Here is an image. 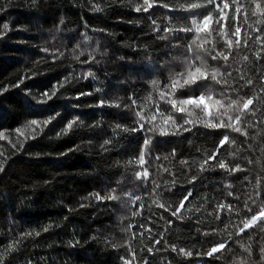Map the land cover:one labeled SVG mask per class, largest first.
I'll use <instances>...</instances> for the list:
<instances>
[{"label": "trees", "instance_id": "trees-1", "mask_svg": "<svg viewBox=\"0 0 264 264\" xmlns=\"http://www.w3.org/2000/svg\"><path fill=\"white\" fill-rule=\"evenodd\" d=\"M182 2L150 0L153 7L138 12L144 0H0V264H124L125 259L129 264H239L248 256L241 244L251 245L253 264H264V230L254 227L236 236L240 221L250 215L245 205L259 211L264 204V60L254 55L260 45L250 40L251 49L242 47L235 62L230 58L234 68L253 80L240 95L259 96L250 107L260 111L245 116L254 125L248 136L199 125L176 136L123 131L139 127L136 112L141 109L150 116L159 103L166 114L172 112L152 81L161 86L169 82L195 34L177 32L161 39L166 34L155 29L191 26ZM209 7L218 16L215 5ZM225 11L231 15L234 7ZM237 17L242 38L248 31L264 39L259 32L264 24L256 23L264 15L242 8ZM216 39L217 48L223 47ZM244 55L252 61L247 67L240 62ZM88 72L93 75L85 78ZM205 90L193 86L177 95ZM102 100L105 105L98 106ZM225 134L236 142L220 146ZM147 136L152 137L145 165L149 178L137 180L135 172L143 169L129 162L138 160ZM212 152L243 171L230 174L218 165L201 171ZM189 191L192 196L181 210L184 219L158 207L157 202L170 203L174 210ZM112 195L120 199H108ZM137 196L140 200L133 204ZM221 202L235 205L239 215L223 211L217 221L215 209ZM134 211L140 214L134 216ZM160 233L167 245H155ZM229 233L230 248L208 257L207 251L228 240ZM148 247H154L153 253ZM181 247L192 256L180 254Z\"/></svg>", "mask_w": 264, "mask_h": 264}, {"label": "snow or ice", "instance_id": "snow-or-ice-1", "mask_svg": "<svg viewBox=\"0 0 264 264\" xmlns=\"http://www.w3.org/2000/svg\"><path fill=\"white\" fill-rule=\"evenodd\" d=\"M220 3L223 4L222 7L220 6ZM220 3H218L217 0H200V2L183 0L181 9L187 12L188 17L191 18V26L180 24L179 26L164 27L161 29L157 25L155 30L157 32L162 30L166 34L161 36V39H169L170 35L177 32L195 34L191 43L188 45L187 54H183L182 58L179 59V67L171 70L169 82L161 86L160 81H152L153 88H159L160 100L165 104H170L172 112L166 114L165 111L161 109L159 103L155 105L156 111L150 116H145L143 114V109H141L136 112V116L138 117L137 124L139 127H124L123 131L137 132L144 130L151 133L158 131L161 136H176L181 133V130L188 132L191 131L193 127L199 125L208 129H229L231 132L239 133L242 136H248L247 129L254 127V125L250 121H246L245 116L248 113L255 116L256 112L260 111L259 108L253 109L250 107L254 104V99L259 100V96L245 98V96L240 95V92L243 91L244 88L253 85V80L251 78H245L247 73L242 68H234L233 63H230V58L235 62L236 58L240 56V49L242 47L251 49L252 45L249 43L251 40L255 44L260 45V47L254 52L255 59L257 61L264 60V39H262L261 35L252 37L248 31L244 32L242 38V25L237 17V14L241 12L242 8H244V10L250 15H257V13L264 15V0H258V2L257 0H220ZM252 3H255L254 8L248 6ZM211 5H215V10L218 12V16H214L213 11L209 7ZM230 6L234 7V13L231 15L225 11L226 9H229ZM152 7L153 4L150 3V0H144V6L138 7L136 10L138 12H148ZM199 9H203L207 14L198 12L197 10ZM200 16H202V19L197 18ZM233 20L237 21L234 31L231 30ZM153 23H155V21H153ZM256 23L264 24V20H257ZM5 27L7 28L8 25L6 24ZM249 27L251 28L252 25H249ZM252 30L257 31L255 28ZM259 32L264 33V28L259 29ZM213 33L216 34L215 37L213 36ZM216 37H219V39L223 41V47L219 49L217 48V43L219 41ZM177 39H179V37H177ZM209 59L217 63L213 66L209 63ZM220 61H223V63L220 64ZM240 62L243 63L245 67L252 64V61L247 55L242 56ZM234 72L238 73V76L234 75ZM92 75L91 72H88L85 78ZM240 81H243V83H240ZM193 86H204L206 90L199 95H190L184 98L177 95L182 89L187 88L192 90ZM215 86H219V90H217ZM261 91H264V88H262ZM49 99H51V97H49ZM132 103L136 104V101L133 100ZM104 105L105 102L103 100L98 104V106L101 107ZM116 106L119 107L120 105ZM172 113L183 115L177 117ZM178 119H183V123H179ZM47 123L48 121H45V124ZM31 124L37 125L38 121L32 120ZM72 125L73 122H70L65 131L67 132L68 129H71ZM146 125L151 126L146 127ZM120 127V125H117V128ZM226 142L234 144L236 141H230L229 135L225 134L219 141V145L224 146ZM104 143L107 145L110 141L106 140ZM151 144L152 137L147 136L144 140V145L141 149L138 160L129 162L130 164L136 163L143 169L142 172H135L137 180L147 181L149 178V171L145 165L148 163L146 156H148L151 151ZM217 151H219V149H217ZM173 155H175V152H173ZM156 159L160 160V157L158 156ZM209 161H216V164L209 165ZM181 164L187 165L188 161H181ZM216 165L230 174L243 171L239 164L235 167H229L224 159H218L217 152H212L207 155V158L200 166V170L207 171ZM0 170H2V166H0ZM164 171L167 172L168 169L165 168ZM195 180L196 177L193 176L192 181ZM173 184H175V180H173ZM128 195L129 197L132 196L131 193ZM228 195L231 196L232 193L229 192ZM190 196H192L191 191L180 200L179 206L175 207L174 210H172V204L170 203L166 204L157 202V204L158 207L163 208L165 212L171 211L172 217L181 220L184 219L181 210L185 208V201H188ZM257 196H259V193H257ZM96 199L100 200L103 198L97 195ZM108 199L118 200L120 197L112 195L109 196ZM137 200H140V197H135V199L132 200V203L135 204ZM252 203L256 204V200H253ZM142 207L143 204H141V208ZM202 207L203 205H200L199 207H196L194 211L200 212ZM245 208L250 215L240 221L242 227H239L236 231V236L238 237L241 234L246 233V230L254 227H260L264 230V204L259 206V211H255L254 208L248 204L245 205ZM234 210L237 211V214L239 215V210L235 209V205L221 202L216 205L215 219L221 221V212L226 211L232 213ZM139 214V212H133L134 216ZM208 215L212 216L213 213L209 212ZM188 218L191 219V217ZM167 223L171 225L172 221L168 220ZM227 227L228 225H225V229ZM45 231H47V229H45ZM146 231L149 232V234L152 232L151 229H146ZM212 231L215 232L216 229H213ZM203 234L206 236L210 233L205 232ZM37 235H39V233H37ZM159 235L160 239L154 241L155 245L161 244L162 241L167 245L168 242L165 240L164 233H160ZM231 239L232 235L229 233L228 240L216 243L207 251L206 255L208 257H214V254L219 253L221 250L230 248L229 241H231ZM240 247L243 252L248 254V256L241 258L239 264H253L251 260L253 255L251 245L245 246L241 244ZM171 249L173 252L177 251L175 245H171ZM147 251L153 253L154 247H148ZM155 251H159V249H155ZM260 252L261 261H264V247L260 248ZM179 253L186 257L192 256V252L186 251L183 247L179 248ZM197 255H200V253L198 252ZM136 258L137 257L133 255V260ZM141 259H143V257H141ZM124 264H129V261L125 259ZM145 264H149V262L145 261Z\"/></svg>", "mask_w": 264, "mask_h": 264}, {"label": "bare ground", "instance_id": "bare-ground-1", "mask_svg": "<svg viewBox=\"0 0 264 264\" xmlns=\"http://www.w3.org/2000/svg\"><path fill=\"white\" fill-rule=\"evenodd\" d=\"M245 31V30H244ZM233 62V61H232Z\"/></svg>", "mask_w": 264, "mask_h": 264}]
</instances>
